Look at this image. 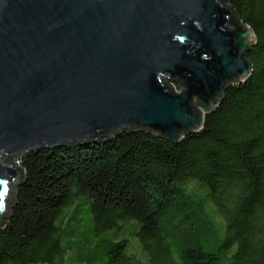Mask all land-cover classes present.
Here are the masks:
<instances>
[{"label": "water", "instance_id": "obj_1", "mask_svg": "<svg viewBox=\"0 0 264 264\" xmlns=\"http://www.w3.org/2000/svg\"><path fill=\"white\" fill-rule=\"evenodd\" d=\"M228 0H0V230L18 161L145 132H198L255 42Z\"/></svg>", "mask_w": 264, "mask_h": 264}, {"label": "trees", "instance_id": "obj_2", "mask_svg": "<svg viewBox=\"0 0 264 264\" xmlns=\"http://www.w3.org/2000/svg\"><path fill=\"white\" fill-rule=\"evenodd\" d=\"M225 4L254 36L244 54L248 78L228 86L201 129L180 143L120 133L24 155L17 165L23 184L0 230V264H67L61 225L73 203V212L88 210L93 234L135 222L132 235L149 255L143 263L124 253L125 239L108 240L92 264H264V0ZM192 181L224 219L214 252L199 244L207 229L185 200Z\"/></svg>", "mask_w": 264, "mask_h": 264}, {"label": "rangeland", "instance_id": "obj_3", "mask_svg": "<svg viewBox=\"0 0 264 264\" xmlns=\"http://www.w3.org/2000/svg\"><path fill=\"white\" fill-rule=\"evenodd\" d=\"M185 194L191 206L197 209L201 219L204 221L206 233L200 236L199 244L204 250L214 252L222 237L224 236V219L217 212L216 206L207 201L205 187L199 185L198 182L192 181L188 184ZM74 205H70L64 210V219L61 227H64L60 245L67 249L64 259L67 264L79 263H94L101 258L103 250L108 246V240L125 239L128 242L124 249L126 255L133 254L136 259L141 262L149 260L148 252L143 251L141 243L132 233L137 227L135 222L126 221L121 223L119 230L109 229L96 231V234L91 232L92 223L90 222V214L85 208L80 211H74ZM200 208V209H198ZM70 221L66 223V220ZM76 219H80V223L75 225ZM233 247L230 248L226 255L230 256L233 252ZM171 252L175 250L171 248ZM94 254L93 257H91ZM224 255H220V261H224Z\"/></svg>", "mask_w": 264, "mask_h": 264}]
</instances>
